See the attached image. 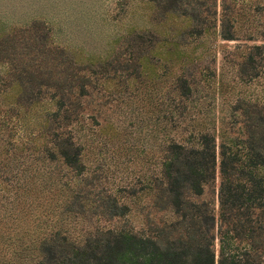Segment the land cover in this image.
Wrapping results in <instances>:
<instances>
[{
	"label": "rangeland",
	"instance_id": "rangeland-1",
	"mask_svg": "<svg viewBox=\"0 0 264 264\" xmlns=\"http://www.w3.org/2000/svg\"><path fill=\"white\" fill-rule=\"evenodd\" d=\"M164 5V0H0V36L18 32L29 38L28 27L39 22L38 34L46 35L39 60L52 80H68L70 71L88 79L85 91L81 85L71 90L76 106H70L68 92L53 88L41 95L36 110L15 105L6 94V109L15 105L16 111L3 113L8 127L0 128V264H41L40 244L62 220L76 239L108 228L149 227L146 233L154 235L146 218L157 226L169 214L157 211L151 191L140 188L160 176L168 143L197 146L206 130L241 138L244 108L264 110V47L253 48L264 45V0H178V8L167 10ZM192 14L203 21L199 35L185 32L197 21ZM224 15L237 20L234 39L221 37ZM251 51L256 62L244 63ZM183 81L190 91L183 90ZM237 104L242 106L234 109ZM46 109L78 117L50 133L72 129L83 174L51 158L48 150L55 148L45 146L51 137L44 132ZM218 184L217 167L215 182L197 198L209 200L216 216ZM76 190L87 198L85 211L75 206L74 214H62L64 200ZM108 200L126 203V214L111 217ZM213 233L217 264V223Z\"/></svg>",
	"mask_w": 264,
	"mask_h": 264
},
{
	"label": "trees",
	"instance_id": "trees-1",
	"mask_svg": "<svg viewBox=\"0 0 264 264\" xmlns=\"http://www.w3.org/2000/svg\"><path fill=\"white\" fill-rule=\"evenodd\" d=\"M164 3L166 10L178 8V0H164ZM183 14L187 15V12ZM190 18L197 21L194 23L192 20L185 32L201 34L204 31L200 27L203 21L199 22V17L193 14ZM236 22L230 15L222 17L220 34L223 39L235 38ZM41 28L39 22L28 27L32 30L29 38L24 36L25 33L18 32L0 36V128L6 126L3 113L16 111L15 105L36 110L34 108L39 104L41 95L52 88L63 95L68 92L70 106L80 104L70 100L71 90L81 85V91H85L83 82L88 80L86 75L70 71L67 75L68 80L71 77L69 81L66 78L52 80V71L43 68L39 60V55L41 58L46 51V35L38 34ZM145 45L142 42L138 49L141 51ZM262 47L264 45L253 46L258 52ZM145 59L144 55L141 60ZM248 62H256L253 51L244 61ZM3 66L5 70L1 72ZM182 88L190 91L185 81ZM7 93L15 102L8 109L3 103ZM61 100L64 104L65 100ZM241 106L237 104L234 109ZM248 108H244L240 120L241 138L229 137L223 129L218 134L206 130L199 134L197 146L168 143L160 176H151L149 183L140 188L151 191L153 207L157 211L169 214V218L157 226L152 224V217L146 218V224H150L154 235L146 233L147 229L150 232L149 227L138 231L108 228L92 230L85 237L76 239L72 238L64 225L65 220H62L40 244L41 264H216L213 233L216 223L220 242L217 264H264V110L252 107L254 110L249 111ZM46 112L44 132L47 133L53 126L59 128L62 123L78 119L68 112L62 117L59 112L49 109ZM50 134L45 146L55 148L48 150L51 158L63 167L83 174L86 167L81 161V146L76 143L72 129L63 132L55 130ZM216 137L220 138L218 146ZM217 167L216 216L209 200L197 198L215 182ZM87 204L82 191L76 190L64 200L62 214H74L75 206L85 211ZM106 204L113 218L126 214L128 209L124 202L108 200ZM243 240L247 245L240 247Z\"/></svg>",
	"mask_w": 264,
	"mask_h": 264
}]
</instances>
